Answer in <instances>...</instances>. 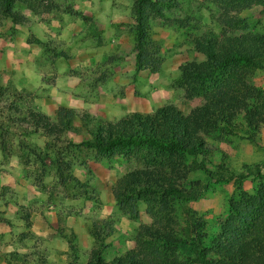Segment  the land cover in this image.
<instances>
[{
    "label": "rangeland",
    "instance_id": "374dc122",
    "mask_svg": "<svg viewBox=\"0 0 264 264\" xmlns=\"http://www.w3.org/2000/svg\"><path fill=\"white\" fill-rule=\"evenodd\" d=\"M52 2L49 10L33 11L28 0H13L21 23L0 7V264H89L91 228L105 222L104 263L134 249L140 227L153 228L160 218L177 231L194 229L206 244L241 210L251 212L247 238L264 252V123L253 133L236 112L229 126L204 136L202 155L182 159L144 147L102 156L74 145L96 124L131 112L171 105L188 114L203 106L201 94H186L179 74L181 65L203 60L190 38L220 33L215 4L168 0L160 15L150 14L148 34L160 63L136 70L132 0ZM239 17L238 32L264 33L258 6ZM260 64L248 81L264 92V59ZM60 109L71 119L51 134L29 114L56 124ZM152 164L181 173L178 193L138 200L135 215L120 210L111 193L115 181ZM188 246L176 254L196 258Z\"/></svg>",
    "mask_w": 264,
    "mask_h": 264
},
{
    "label": "trees",
    "instance_id": "16d2710c",
    "mask_svg": "<svg viewBox=\"0 0 264 264\" xmlns=\"http://www.w3.org/2000/svg\"><path fill=\"white\" fill-rule=\"evenodd\" d=\"M12 1L0 0L1 12L13 22L21 23L22 17L11 10ZM211 1L219 9L216 19L221 31L218 35L203 33L190 38L192 49L201 54L203 60L181 65L179 74L186 94L189 97L201 94L205 104L188 114L171 105L150 113L131 112L116 120L96 124L87 137L74 145L91 148L102 156L127 155L144 147L149 153L152 150L182 159L202 155L206 146L204 136L220 124L229 126L236 112H242L248 129L253 133L258 131L264 123V92L251 85L248 77L255 69L261 68L264 33L237 30L241 21L239 13L256 5L264 14V0ZM29 2L33 11L49 10L53 6L52 0H28V5ZM162 5H168V0H132L136 70H154L160 63L158 47L148 34L147 22L150 14L160 15ZM29 114L50 134L60 132L59 127H66L71 119V111L64 109L56 112V124L40 113ZM182 178L173 167L167 172L152 164L122 175L115 181L111 193L120 210L135 215L138 200L147 204L160 197H171L178 193ZM250 214L241 210L232 218L224 219L220 231L209 237L206 244H203L205 240H201V236L194 235V229L177 231L168 226V220L163 222L164 218H160L153 228L140 227L134 249L107 263L100 258L106 247L104 236L110 229L105 222L100 227L91 228L95 247L91 250L89 264H197L203 261L207 264H264V252L258 249V241L247 238V228L252 225L251 221L247 224ZM188 245L194 246L190 250L196 258L176 254L178 247L182 249Z\"/></svg>",
    "mask_w": 264,
    "mask_h": 264
}]
</instances>
